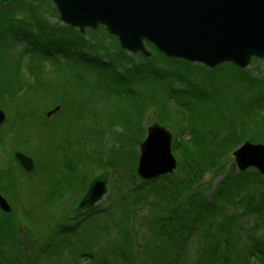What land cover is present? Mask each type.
Returning a JSON list of instances; mask_svg holds the SVG:
<instances>
[{"label":"trees","instance_id":"obj_1","mask_svg":"<svg viewBox=\"0 0 264 264\" xmlns=\"http://www.w3.org/2000/svg\"><path fill=\"white\" fill-rule=\"evenodd\" d=\"M49 5L52 8L51 13L57 16L58 13L56 8L53 4H51V2ZM37 8L38 6H34L31 0H0V103H2L1 101H4L3 98L13 99L15 94L20 95L19 93L24 88L23 84H27L26 78L20 70L21 64L23 67L27 68V71L30 73L34 70L33 66L30 65L33 64L30 57H28V60L23 57V55H26L28 50H19V53L16 52V50L13 49L14 42L18 43V41L20 42L21 40H24L25 43L28 44L29 50L37 56L39 55L42 60L47 58L50 54L60 55L64 52L63 55L66 56L68 62L62 63V65L65 64L63 66L60 64L62 66L59 69L60 71L63 67H69V62L72 63L71 67L75 69L74 73L65 79H61L60 81H57V83L55 82L50 85V89L52 88V90H54V88H58V91L61 92L62 96H67L66 102L62 105H60L61 103L58 104L60 105V109H62L61 116L63 118L61 121L63 124L58 127V134L51 140L55 142V145H64V148L58 147V150L64 151L63 157L65 158L63 159L66 170H62V163L60 156H58L59 152L54 150L56 153L55 156L57 157L55 158L58 161V170L56 177L51 178V180L53 184L54 182L57 183L58 178H62V172H72L73 174H71V177L65 178L64 182L66 186L64 187V190L66 191V194H63V196L65 195L64 198L63 196L60 197L61 192L64 191H60L59 196H57L56 200H53L51 203V199L53 198L50 197L54 195V193L51 192V194L47 195L49 197L47 200L45 199L46 202H43L42 205L43 208H45L44 212H46V217L51 221L49 224L52 225L50 227L51 233L48 235H52V238L55 239L56 237H54V235L56 236V230H58V237H60L61 241L56 244L59 249H61L64 245H67L66 248L68 249V256L73 262L77 264L76 258H78V254H82V256H85L87 259L92 257V259L95 260V256L100 253L102 257H100L97 261L101 264H122L123 262L121 261H124L123 264H132L131 260L133 256H136L133 252H137L141 256L142 254H145L146 248L143 247L141 243H134L130 237V233L126 229L129 222L132 224L137 222L138 224V221H133V216L128 218V212H126L127 214L125 215L124 213L119 214L118 211L115 212L114 210L116 207H126L127 198L132 199L131 205L135 204L137 202V198H129L127 197L129 196L128 194H130L131 191H137L145 186H147V189L145 190L146 192L153 191L156 194L157 202L163 207V211L169 212V214L162 215L156 212L153 213L152 216L155 218L153 222L157 224L158 229H155L156 231L153 230L152 233L157 235L160 232L159 234L161 236L172 238L171 240H176L181 244L188 241L186 238L190 235L189 229L196 228V216H206L209 213L216 212L219 204L216 203L215 198L221 190L226 188V186L223 185L228 184V179L230 178H232L233 183H235L237 188H240L242 186L241 184H245L248 185V188H250L252 192L255 190V194H257L258 199L256 200V198L252 197L253 195L250 197L248 194L249 196L245 197V200L252 203L257 202V205H261L262 209H264V199L262 201V198H264V178L255 168L251 171L242 173V171L236 172L231 167V171L227 174H231V176L222 179L221 182L212 189L211 195L208 198L205 195V192L194 188L191 190L192 184L190 181H188L185 186L181 188L180 183H182V179L170 177L171 175L156 178L155 180H138L136 175L137 162L139 158L137 154L138 150L136 151L132 147L129 149L125 147L115 150L112 149V157L107 160L102 159L100 154L103 153V150L101 148L105 143L104 133L106 134L107 131L105 132L102 130L103 126L97 127L99 123H101L97 118H102V115H100L101 112L95 110L93 101L98 103L97 108L104 113V116L106 115V119L103 120L105 122L107 120L108 122L114 121V119H120V115H115L114 113L120 108L122 104L120 102L123 101V99L114 98L112 97L113 95H125V99L130 102L138 101V98L135 97L131 88L133 87L135 81L143 82L154 78L167 80V82H170L171 91L173 87L177 88L173 91L174 97L172 98L180 99L183 97L182 100H184L185 96L181 93L187 86L193 87L194 89H192V91H196V89L200 91L198 94H195L197 98L202 95L205 96L206 94L204 92L208 91L207 87L211 86L205 81L206 79L202 80L203 74L202 72H199V68L196 67L197 65H191L183 60L164 57L149 43H146L145 45L147 48L149 46L152 49L150 50L151 56L149 57L142 53H138L139 57H141V64H139V62L132 60L128 53L119 47L113 48L115 51L112 53L111 48L106 43H103L104 40L102 37H100V39L98 37L96 38L94 34H97V32L101 35L103 34L108 36L104 27H99L95 32L89 31L88 40H85V37L82 36L80 32H74L72 27L60 26L58 24L50 26L44 22L42 15H37ZM44 11L45 14H48L47 9ZM22 12L27 14V19H22ZM39 51H41V54H38ZM121 59L123 60L122 63H118ZM157 61L164 62H159L163 68L161 66L155 67ZM80 64L84 67L85 65L88 66L91 71H95L91 83L85 84L86 79L82 77L84 74L82 73L83 70ZM175 65L176 68H174ZM93 66H95V68ZM228 70L229 73H231V79L223 82V85L221 86L224 88H229L232 86L233 82L241 80L239 74L244 72V70L236 68L233 65H230ZM196 75L201 78V81L197 80ZM244 75H246V73ZM91 76L92 74L90 77ZM210 77L212 78V75H210ZM195 80H197V82H195ZM245 83L249 84L250 82L245 81ZM260 86L259 91L251 99L247 98L242 101L241 98H239V103L242 108L247 109L246 105H249L251 102L255 103V106H258L260 109H264V84H261ZM244 88L245 87L241 85L239 93L240 96L244 91ZM220 90H223V88H220ZM129 92L132 94H127ZM20 97L25 99V102L27 103L33 102L29 97ZM226 98V94H223L222 100L224 101ZM232 98L235 99V95H233ZM214 102L218 101L215 100ZM55 105L56 104L53 102L51 107H54ZM1 106L2 105H0V107ZM24 106L27 107V109H34V104L30 106L25 103ZM163 108L164 107L162 105L161 109ZM248 108L252 109L250 107ZM191 109H193V116H203L202 113L198 111L200 108L197 104ZM202 109H216V113L222 112L220 110L221 106L213 103L210 106H202ZM230 109L240 108L235 105L230 107ZM80 111L83 113L87 112L88 116L85 115V119L78 121L82 118V114H78ZM207 113V111L203 112L204 115ZM247 115L250 117L254 116L250 112H247ZM259 117L260 121L252 119L249 126L247 125L249 130L255 131V133H249V138H258L260 143L264 145V116ZM141 118L138 120V126H140ZM92 123H96L97 126L91 128L89 125H92ZM141 127L142 126H140L139 129L143 130V127ZM85 128L89 130V137L95 145L88 146L82 140L81 133L85 130ZM230 133L231 136L235 134L232 133V131H230ZM140 141V139L137 140V145ZM211 141L212 139L208 136L198 135V145L195 147L194 152L203 155L204 157L212 155V157L214 156V160H220L222 157L219 156L218 152L226 148L225 146H230V143L225 142L221 145L224 146L222 149L216 146H214L213 149L210 148L212 147V144H209ZM203 148L207 150L204 154H202ZM67 149L69 151H73L71 154V162L66 159L67 155H65V151ZM14 153L15 152H13L12 156L17 162L18 170L24 172L19 162L14 158ZM74 156H77L78 159L75 160ZM198 158L202 160L201 157ZM86 161L88 162V165L89 161H91L92 163L97 164L100 170L103 169L105 171H110V194L115 198H113L112 203L107 204L103 210L100 208H90L85 211V213H77L76 206L85 194L92 178V176L88 177L87 175L89 170L86 171V169L83 170V168H81L80 163ZM197 168L199 167L197 162L194 160L193 155V158H191L188 163H182L180 174L188 177L193 176V174L197 172ZM24 174L29 175L30 173L24 172ZM10 176V172L0 165V193H5L12 201H10V203L8 202L11 206L10 212L6 213L0 210V264H42L41 259L47 254L46 252L49 250L47 248H51V245L55 246V240L49 238L50 241H48L45 246L41 245L40 239H38L40 235L37 234L42 223L39 221L37 223H39L40 226L39 228L37 227L36 231H34L32 235L29 233V229H27V227H25L26 229H24L23 233L22 231L20 232L21 225L24 227V221L29 219L24 215H20V213H16L14 209L15 207L13 204L15 203L13 202V199H15L17 195H20L16 193V189L18 190V188L15 187L14 184L18 176H16L12 182H10ZM251 178H253V180H251ZM4 179L8 180L9 185L12 187L14 186L12 191L8 192L4 188L5 186L2 185L5 181ZM158 179L161 180L160 183L157 182ZM188 186H191V188ZM57 187L58 186L55 185V188ZM183 189L184 192L182 191ZM188 190H190V192ZM114 200L116 201L113 202ZM225 200L227 201V199ZM257 205L254 206L255 209H257ZM153 207L157 208L156 206ZM32 209L38 210L36 208ZM185 212L189 213L187 218H184ZM93 213H103L105 215V218L102 220L103 227L108 228L107 230L109 231L114 230L115 235L113 233L112 240H109L110 238L102 235L97 230V224L95 225L93 220L87 221L88 223L86 225L81 226L82 220L87 217L85 216L83 218L84 214L89 215ZM223 213L224 212L222 211V213L219 214V217L222 218ZM113 216H117L118 221L122 222V227L116 231V226L113 222L114 219H112ZM216 222L217 220L212 218L211 222L206 223L207 225H205L206 227H212L214 231V238H212L210 228L208 232L205 230L202 235L205 236V243L208 244H211L212 238L213 242L217 244V248L216 246L209 247L207 249V256H203L200 259V264H242L244 261H246V264H264V239L263 241H260L254 235H250L246 240H239V243L237 244L238 241H233L231 238L232 236L228 219H222L218 225ZM29 225H31V222ZM123 225H127V227H123ZM222 231L224 232V235H222L221 238ZM160 235L155 236L156 240L160 237ZM167 239L166 241L163 240L160 242L171 244V240ZM31 242H35L37 246H30ZM146 242L147 239L145 240V244ZM233 243H236V245L241 248V251L240 249L238 250V254L241 255L236 254V251L229 253L227 245L228 247H234ZM27 248L36 249V253L30 258H27L25 254L26 250H29ZM98 249H100V251H94ZM132 249L133 255L131 253L132 258H130V252L128 253V251H131ZM155 250V248H149L146 252L148 253L147 258L150 259L146 264H160L159 262H151V258H155ZM174 250L176 251V254H173V258L168 264H178L180 261L176 258L179 254V249L175 247ZM124 255H128V260H122ZM162 255L163 252L158 255L161 260ZM182 255L183 254H180V256ZM226 260H229V263L225 262ZM55 264L61 263L56 262ZM64 264L72 263L68 262L67 259H64Z\"/></svg>","mask_w":264,"mask_h":264},{"label":"rangeland","instance_id":"obj_2","mask_svg":"<svg viewBox=\"0 0 264 264\" xmlns=\"http://www.w3.org/2000/svg\"><path fill=\"white\" fill-rule=\"evenodd\" d=\"M31 1L33 2L34 6L35 5L38 6L37 15H42L44 22H46L50 26L58 24L60 26L72 27L70 25L61 22L59 15L56 16L51 13L52 8L49 5V3L51 2L50 0H31ZM51 4L53 3L51 2ZM45 9L48 10V14H45L44 11ZM21 17H23L22 19L25 20L27 19V14L25 12H22ZM99 27H104L108 36H105L103 34L101 35L97 32V34H94L96 38L98 37L100 39V37H102L104 40L103 43H106L111 48L112 53L115 51V49L113 48L119 47L120 49H122L119 44L118 38L115 35L110 34L106 30L105 25H99L97 29ZM72 28L74 29V32H80L82 36L85 37V40H88V32L93 31L89 27H86L83 32H81L76 27H72ZM97 29L94 30L93 32L97 31ZM145 44L146 42H144V48L147 52L150 53L149 55L150 57L151 56L150 50L152 49L149 46L147 48ZM13 49L16 50V52H18L19 50L21 51L28 50L26 55L25 56L23 55V57L26 60H28V57H30L31 62L33 63L30 65L33 66L34 70L32 73H30L27 71V68L23 67L21 64L20 70L25 76L27 84L26 83L23 84L24 88L19 93L20 95L15 94L13 99L3 98L4 101H1L2 103H0V105H2L0 107V110H2L5 115V120L0 127V165L4 169H7L10 172L11 175L10 182H12L13 179L16 176H18L14 184L15 187L18 188V190L16 189V193L20 195H17L15 199H13V202L15 203L13 204L15 207L14 209L16 213H20V215H24L30 220V221L29 220L24 221L25 223L24 227L21 225L20 232L22 231L23 233L24 229H26L25 227H27V229H29V233H31L32 235L33 232L36 231L37 227L39 228L40 226L39 223L37 222L38 221L42 222L41 228L37 232V234L40 235L38 239H40L41 245L45 246V244L48 241H50L49 238H52L53 236L48 235L49 233H51L50 227L52 225L49 224L51 223V221L49 220V218L46 217V212H44L45 208H43L42 204L43 202H46V200L49 197L47 195L51 194V192L54 193V195L50 197L53 198L51 199V203L53 202V200H56V197L59 196L60 191H64L61 192L60 197H62L63 194H66V191L64 190L65 189L64 187L66 186L64 182L65 178H69L71 177V174H73L72 172L69 173L62 172L61 175L62 178H58L57 183L54 182L53 184L51 180V178L56 177L58 170L57 168L58 161L56 159L57 157L55 156L56 153L54 152V150L55 151L57 150L59 152L58 156H60V160L62 163V170L63 171L66 170V168L64 167V159H63L65 158L63 157L64 151L58 150V147L64 148V145L63 144H59V146L58 144L55 145V142L51 140L56 137V135L58 134V127L62 126L63 124V122L61 121L63 118L61 116L62 109H58L52 112L54 110L53 108L60 103H61L60 105H62L64 102H66L67 96H62L61 92L58 91V88H54V90H52V88L50 89V85L54 84L55 82L57 83V81H60L61 79H65L66 77L74 73L75 69L71 67L72 63L69 62L70 65L69 67H63L61 71L59 70L63 65H65V64L62 65V63L68 62L66 56L63 55L64 52L63 54L60 55L50 54L47 58L42 60V58L39 55L37 56L31 50H29L28 44L25 43L24 40H21L20 42L18 41V43L14 42ZM138 53L141 52H137L134 55L133 54L132 55L128 54V55L132 60H136L137 62H139V64H141L140 63L141 57H139ZM38 54H41V51H39ZM163 56L167 57L165 55ZM167 58L183 60L179 58H171V57H167ZM122 61L123 60L121 59L119 60L118 63H122ZM159 62L160 61H157L155 67H160L161 66L160 63H164V62H160V63ZM186 63H189L191 65H197L196 67L199 68V72H202L203 74L202 80L206 79L205 81L208 83V85L211 86V87H207L208 91L204 92L206 94L205 96L202 95L197 98L195 94H198V92L200 91L197 89L196 91L195 90L192 91V89L194 88L187 86L186 88H184L185 90L181 94H183L185 97H188L190 99L182 100L183 97L180 99L177 98L173 99L172 98L174 97L173 91L177 88L173 87L171 91L170 82H167V80L154 78V79H148L147 81H143V82L135 81L133 87L131 88L135 97L138 98V101L136 102L127 101V99H125V95L112 96L114 98L123 99V101L120 102L122 103L120 108L117 109L114 113L115 115L116 114L120 115V119H116V120L114 119V121H108V122L106 120L105 122L103 119H106V115L104 116V113L97 108L98 103L96 101H93L95 105L94 106L95 110L102 113V114L100 113V115H102V118L96 117L101 122L99 123L98 126L96 123H92V125L90 124L89 126H91V128L95 126L97 127L103 126L102 130L105 132L107 131L106 134L104 133L105 143L101 148L103 150V153L100 154L102 159L105 160L110 159L112 157V153H111L112 149L115 150L123 147L127 149L132 147L136 151L138 150L137 154L139 156L140 145L148 135V128L156 123L159 124L160 126L165 127L172 135L171 153L175 158L176 166L175 168H173L172 172H169L158 178L170 176V175H171L170 177L173 178H177V179L181 178L182 179V183H180L181 188L184 187L188 181H190V183L192 184L191 185L192 188L191 186L188 187H190L191 190L194 188L202 192H205V195L209 198L212 189L215 186H217V184H219L222 179L231 176V174L227 175L231 171L230 169L231 167L236 172H241L238 170L237 165L235 163L236 157L233 154L234 151L245 142H251L252 144H262L260 143L258 138H253V137L249 138L250 136L249 133H255V131L249 130L248 126L252 119L256 121H260L259 116L261 117L264 116V109H260L258 106H255V103H251V102L249 103V105H246L247 109L242 108L239 103V98H241L242 101L243 99H247V98L251 99L259 91L261 87L260 85L264 84V57H257L254 54L251 55L249 57L247 66L244 68H241L238 65H234L231 62H223L214 66L213 68H209L206 65L197 62L193 63L186 61ZM230 65H233L236 68L244 70V72H241L239 74L241 80L237 82H233L232 86L229 88L228 87L224 88L221 86L223 85V82L231 79L230 76L231 73H229L228 70ZM81 67L83 70L82 73L85 75V76L84 75L81 76L84 79H86L85 84L91 83L95 71H91L90 68L86 65L85 67L81 65ZM93 67L95 68V66ZM174 68H176V65L174 66ZM245 73L248 79H245L244 77ZM91 74L92 76L90 77ZM210 75H212V78L210 77ZM196 78L198 81H201V78L199 76H197ZM207 79H211V80H207ZM197 80H195V82H197ZM245 81H249L250 83L247 84L245 83ZM241 85H243L245 88L240 96L239 93L241 90ZM220 88H223V90H220ZM127 94H132V93L129 92ZM221 94L222 95L226 94L227 96V98L224 99V101L222 100ZM233 95H235V99L232 98ZM20 96L29 97L30 100H32L33 102L27 103L25 102V99H22ZM215 100H217L218 102H214ZM53 102L56 105L54 107H51ZM25 103L29 104L30 106L34 104V109H27V107L24 106ZM203 103H207V104H203ZM212 103L221 106L220 110L222 112L216 113V109H202V106L205 107L207 105L210 106ZM196 104L200 108L198 109V111L202 113L203 115L202 117L193 116V109L191 108H193V106ZM162 105L164 107L163 109H161ZM235 105H237L240 109H230V107H233ZM248 107L252 109H249ZM205 111L208 112L206 115L203 114V112ZM48 112H51L49 116L47 115ZM247 112L252 113L254 116L251 117L248 116ZM78 114H82V118H80L78 121H81L85 119L86 116H88L87 112L83 113L82 111H80L78 112ZM44 118L47 120H45ZM140 118L142 121V122L140 121V126L143 127V130H140L139 129L140 126H138V120H140ZM88 131L89 130L85 128V130L81 133L82 140L88 146H93L95 145V143H93L91 138L89 137ZM230 131H232V133L235 134L231 136ZM137 133H138V137H137ZM198 135L201 136L205 135L212 139V141L209 142L210 145L212 144V147L210 148L214 149V146H216L222 149L224 146L221 145H223L225 142H229L230 146L227 145L228 147L225 146L226 148L218 152L219 156L222 157L220 160H216V159L214 160L213 158L214 156L212 157V155L204 157L203 155L194 152L195 147L198 145L197 143ZM138 139H140L141 141L137 145ZM17 151L24 153L32 158L34 163L33 170L31 172H26L25 170H23L25 173H30L29 175H26L24 174V172L18 170L17 162L13 159L12 156L13 152H17ZM72 152L73 151H69L68 149L65 151V155H67L66 159L69 160V162H71L72 159V155H71ZM205 152H207V150L203 148L202 154H204ZM193 155H194V160L197 162L199 167L197 168V172L190 177L186 175L185 176L181 175L180 173H181L182 163L183 162L188 163L190 159L193 158ZM74 157L75 160L78 159L77 156ZM198 157H201L202 160H200ZM80 165L81 168H83V170L84 169H86V171L89 170L87 174L88 177L92 176L93 178L96 175H99L103 172L110 173L109 170L106 171L103 169L100 170L99 166L95 163H92L91 161H89V165L87 161L80 163ZM252 169L254 168L249 167L248 169L242 171V173L246 171H251ZM109 178L107 181V192L102 196V199L99 202H97V204L92 208L94 209L100 208L101 210H103L105 209L107 204H111L112 199L115 198L110 194L111 190L109 187ZM137 178L140 181H145L142 180L138 175ZM230 179H228V184L225 185L222 184L223 186H226V188L224 190H221L218 196L215 198L216 203L219 204L216 212L209 213L206 216H202V215L196 216L195 217L196 228L189 229L190 235H188V237L186 238L188 241L182 244L176 240L175 241L171 240L172 238L161 236L159 234L160 232L157 235L152 233L153 230L158 229L157 224L153 222V220H155V218H153L152 216L153 213L156 212L162 215V214H169V212L163 211V207L160 204H158L157 196L153 191H149V190H148L149 192L145 191L147 189V186H145L142 189L140 188L134 192L131 191L130 194H128L129 196L127 197L129 198L132 197L137 198V202L135 204L131 205L132 199L127 198L126 207L124 206L122 208L116 207L114 208V210L115 212L118 211L119 214L124 213L125 215L127 214L126 212H128L127 214L128 218L133 216L134 219L132 220L138 221V224L137 222H135L134 224L129 222L128 227L127 225H123V227L125 226L127 227L126 229L130 233V237L134 241V243L136 244L141 243L143 247L146 248V252L149 250V248L156 249L154 252L155 258H151L152 263L159 262L160 264H168L173 258V254H176L175 253L176 251L174 250L176 247L179 249L178 250L179 254L176 256L177 260H180L178 264H182V262L183 264H200L201 263L200 259L203 256L204 257L207 256V249L209 247L216 246L217 248V244L214 243L212 240V238H214L213 236L214 231L212 227L205 226L207 225L206 223L211 222L212 218H215L217 220L216 222L217 225L220 221H222V219H228L231 236H232L231 238L233 241L237 240L238 241L237 244L239 243V240H246L247 238H249L250 235H254L260 241L261 240L263 241L264 239V215H263L264 209H262L261 205L258 206L257 202L252 203L245 200L246 199L245 197L249 195L250 197L253 195L252 197L256 198L257 200L258 197L257 194H255L256 191L254 190V192H252L250 188H248V185L245 184H241L242 186L240 188H237L235 186V183H233L232 178ZM4 180L5 181L2 183V185L5 186L4 188L8 192L12 191L14 186L12 187L11 185H9L8 180L6 179ZM251 180H253V178H251ZM160 181L161 180L158 179L157 182L160 183ZM55 185L58 187L55 188ZM184 189L182 190L183 192ZM188 191L190 192V190ZM2 196L6 199L7 202L10 203L11 200L10 198H8V196H6L5 193L2 194ZM225 199H227V201ZM263 199L264 198H262V201ZM116 200H114L113 202H115ZM256 205H257V209L254 208V206ZM153 206H156L157 208H154ZM32 208H36L38 210H34ZM222 211L224 213H223V217L221 218L219 217V214L222 213ZM85 216L87 217L84 220H82L81 226L86 225L88 223L87 221L93 220L95 222V225L97 224V230L102 235H105L106 237L110 238L109 240L113 239L112 235L114 233V230L109 231L107 230L108 228L103 227L102 220L105 218V215L103 213H98V214L93 213L89 215L84 214L83 218ZM188 216L189 213L185 212L184 218H187ZM112 219H114L113 222L116 226L115 231L122 227L121 226L122 222L118 221L117 216H113ZM30 222L31 225L33 224L32 226L29 225ZM205 230H207V232L210 230V233L212 235L211 244L205 243V239H204L205 236L202 235V233ZM58 235H59L58 230H56V236L54 235V237L56 238L55 239L52 238L53 240H55L54 242L55 246L51 245L52 246L51 248H47L49 250L46 252L47 254L41 259L42 264H55L56 262L57 263L60 262L61 264H64V259H67V261L72 264H76L68 256L69 253H68V249L66 248L67 245H64L61 249L58 248V245L56 243H60L61 241ZM159 235L160 237H158L157 239L158 241H157L155 236H159ZM222 235H224L223 231L221 232V238ZM146 239L147 242L145 244ZM166 239L171 240L172 243L165 244L160 242L163 240L166 241ZM34 245H36L35 242L30 243V246L34 247ZM233 245L234 247H228L227 245V248L229 249V253L232 251H236L235 253L238 254L239 253L238 250L240 249L241 251V248L237 246L236 243H233ZM94 251H100V249ZM129 252H130V256H129L130 258H132L133 253L136 255L133 256L131 260L132 264H146L150 260L149 258H147L148 253L146 252L145 254H142V256L139 255V253L137 252H133V249L131 251L129 250L128 253ZM162 252L163 255L161 260L160 257H158V255H160ZM35 253H36L35 248H31L29 250H26L25 252L27 258L32 257ZM180 254L183 255L180 256ZM95 257H96L95 260L92 259V257L87 259L85 258V256H82V254H78V258H76L77 259L76 262L77 264H101L97 260L100 257H102V255L99 253ZM129 257L128 255L127 256L124 255L122 257V260H128ZM121 262L124 263V261ZM225 262L229 263V260L228 261L226 260ZM242 264H246V261H244Z\"/></svg>","mask_w":264,"mask_h":264},{"label":"water","instance_id":"obj_3","mask_svg":"<svg viewBox=\"0 0 264 264\" xmlns=\"http://www.w3.org/2000/svg\"><path fill=\"white\" fill-rule=\"evenodd\" d=\"M61 22L96 30L105 25L121 48L130 55L150 53L149 43L163 55L200 63L209 68L231 62L244 68L249 57H264V0H50ZM54 111L60 109L57 105ZM51 112H48L49 116ZM5 115L0 110V127ZM171 133L159 124L148 128L140 145L137 175L156 179L172 172L176 161L171 153ZM239 171L255 168L264 177V145L243 143L234 153ZM14 157L26 172L33 160L21 152ZM109 172L96 175L76 206L82 213L94 207L107 192ZM0 210L11 207L0 193Z\"/></svg>","mask_w":264,"mask_h":264},{"label":"bare ground","instance_id":"obj_4","mask_svg":"<svg viewBox=\"0 0 264 264\" xmlns=\"http://www.w3.org/2000/svg\"><path fill=\"white\" fill-rule=\"evenodd\" d=\"M244 77H245V79H248V77H247L246 75H245ZM188 99H190V98H188V97H185V98H184V100H188ZM184 139H185V138H184ZM182 140H183V139H182ZM250 251H251V250H250Z\"/></svg>","mask_w":264,"mask_h":264}]
</instances>
